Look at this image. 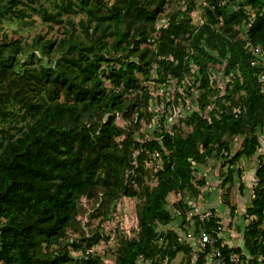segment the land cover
Returning <instances> with one entry per match:
<instances>
[{"label": "trees", "instance_id": "obj_1", "mask_svg": "<svg viewBox=\"0 0 264 264\" xmlns=\"http://www.w3.org/2000/svg\"><path fill=\"white\" fill-rule=\"evenodd\" d=\"M32 1L0 0V20L8 13L24 14V7ZM247 1L255 8L253 18L245 7L229 10L222 0H206V22L199 29L174 15L159 36L153 37L149 26L158 21L168 0H114L110 10L104 0H60L55 11H41L46 21L78 10L88 18L80 21L78 30L68 17L60 39L35 37V47L47 57L39 69L19 68L17 56L3 58L6 45L0 47V117L9 119L13 115L10 107L17 100L31 117L18 128L17 135L9 131L0 135V264L70 261L66 248L51 247L66 236L82 196L98 185L111 197L140 194L144 199L138 209L137 235L119 239L114 264H138L141 259L149 264H170L179 252L188 255L187 264L192 263L193 247L181 242L178 232L160 234L157 230L158 224L167 225L172 220L166 208L169 194L195 191L194 163L205 162L219 148H229L227 135H247L234 161L254 155L261 145L257 131L264 126V91L259 83L261 69L252 64L255 57L249 48H264V0ZM19 4L24 7L16 8ZM247 20L248 45L234 32L237 24ZM108 35L113 37L109 44ZM153 40L154 50L141 49L143 41ZM12 49L16 54L24 51L20 43H13ZM113 50L131 51L129 62L116 67L108 56ZM211 51L227 59V71L240 69L242 84L237 79L236 86L244 91L241 104L234 101L228 111L220 113L214 109L209 118L194 113L192 130L186 135L158 133L162 143L144 135L137 139L136 127L145 115L142 108L153 114L152 94L141 84L148 78L142 79L137 72L147 77L157 64L158 80L165 82L182 78L194 61L200 66L205 88ZM47 85L60 87L65 99L58 100L51 92L48 98L34 99L35 92ZM214 92L206 90L203 105ZM129 94L133 96L128 98ZM234 107H239V114L232 111ZM93 112L101 119L93 118ZM119 120L129 121L131 129ZM121 136L124 138L118 142ZM138 147L141 152L135 158L133 150ZM147 148L160 152L163 166L154 187L146 185L138 190L134 182L142 186ZM256 178L253 203L248 208L254 218L244 234V244L222 248L226 258L237 253L246 264H264V156ZM219 221L212 216L197 220V225L216 238ZM211 249L208 245L200 251L193 264H208ZM83 262L100 264L97 258Z\"/></svg>", "mask_w": 264, "mask_h": 264}, {"label": "rangeland", "instance_id": "obj_2", "mask_svg": "<svg viewBox=\"0 0 264 264\" xmlns=\"http://www.w3.org/2000/svg\"><path fill=\"white\" fill-rule=\"evenodd\" d=\"M104 1L110 10L114 0ZM59 2L60 0H33L27 7L22 4L16 7H24L26 11L24 14L18 12L6 14L0 20V47L6 45L2 57L9 58L16 55L19 68L25 66V68L39 69L47 57L40 48L34 45L37 35L40 34L45 39L62 38L65 35L68 17L75 22L76 28L80 30V21L88 18L84 11L78 10L71 15H63L55 21H46L42 17V10L53 12L56 8L55 5ZM222 4L229 10L245 7L250 18L255 15V8L251 7L247 0H222ZM206 6V0H168L158 21L149 26L150 36H159L160 30L168 26L174 15L180 16L186 22L190 21L194 28L199 29L206 22ZM221 26L220 23L217 28ZM249 28L248 20L234 27L237 37L245 39L247 45L250 42ZM112 39L113 37L108 35V44ZM13 43H20L24 51L16 54L12 49ZM140 46L141 49L154 50L156 43L154 40L143 41ZM131 51L113 50L112 54H108V56L113 58V64L118 67L122 62H129L128 57H130ZM210 55L206 72L209 79L208 87L205 88L202 87L203 74L200 71V66L194 61L190 62V70L185 72L182 78H170L165 82L158 80L157 64L153 65L151 73L147 77H143L136 71L142 79L148 78L141 84L152 94L150 110L153 113L150 116L148 110L146 111L145 107L142 108L145 115L136 127L135 136L137 139L144 135L147 139L158 140L162 143L163 137L159 135L165 132L171 135L176 132L186 135L192 130L190 118L194 113L203 118H209L214 109L220 113L223 110L228 111L229 107L234 105V101L240 103V97L244 94V91H240L236 86L237 79L242 84L243 77L240 69L227 71L226 58L222 57L218 51H211ZM260 61L263 62L262 59ZM257 63L262 65L260 62ZM103 66H106L105 62ZM259 81L264 91V77H260ZM105 84L111 87L109 81H105ZM47 87L51 91H48ZM210 89L216 90V92L209 94L205 105H203V95L206 90ZM48 92L53 93L54 97L57 96L58 100L65 99L64 91L60 87L49 85L44 89L37 90L34 99H41L42 96L48 98ZM229 95L230 97H228ZM132 96L129 94L128 98ZM18 101L12 103L13 106L10 109L13 111V115L9 116V119L0 117V135L5 131L17 135L18 128L24 127L31 119ZM232 111L240 113L239 107H234ZM92 117L96 120L101 119V115L96 112L92 113ZM119 123L131 129L129 121L125 123L119 120ZM257 133L261 145L254 155L242 156L234 161L232 158L243 148L247 135H227L225 139L229 143V148H219L205 162L194 163L193 184L195 191L186 189L182 192L169 194L166 208L171 213L172 220L167 225L158 224L157 230L160 234H165L168 230L178 232L181 242L193 247L191 264L196 260L198 253L204 250L200 235L203 229L198 228L197 220L212 216L219 217V227L216 232L218 242L220 240L219 245L231 248L243 246L244 234L254 218L249 215L248 208L252 206L254 199V187L257 183L256 170L264 156V126H259ZM123 138L124 136L118 137L117 141L120 142ZM140 152L141 147L135 148L133 156L138 158ZM145 153L147 156L144 157L142 186L134 182V186L138 190L146 185L154 187L158 182L157 173L163 166V160L158 150L147 148ZM135 162L137 164V159ZM104 192L103 187L98 185L89 194L82 196L79 212L72 225L68 227L66 236L60 240L59 244L51 247L57 249L61 246L67 249L70 261L64 264H84L83 260L88 258H97L100 264H114L119 239L123 236L130 238L137 235L138 209L144 201L143 197L140 194L137 196L120 194L117 197H111ZM212 236L214 235L212 234ZM217 246L215 245V247ZM209 252L212 253V249ZM244 253L247 254L246 251ZM211 261V258L208 257V264H211ZM187 262L188 255L179 252L170 264H187ZM138 264H149V262L141 259Z\"/></svg>", "mask_w": 264, "mask_h": 264}, {"label": "built area", "instance_id": "obj_3", "mask_svg": "<svg viewBox=\"0 0 264 264\" xmlns=\"http://www.w3.org/2000/svg\"><path fill=\"white\" fill-rule=\"evenodd\" d=\"M251 49L253 50L252 53L255 57L254 61H253V65L260 68V77H264V48L261 46H256V47H251ZM256 59H258V61H256ZM260 59H262L263 62L260 61ZM262 63V65H260L259 63ZM201 240H202V245H203V249H206L208 245L212 246V253L208 252V257L211 258V264H246L244 261H242L243 259L240 258V256L237 253H233L230 258H226L224 256V253L222 251V248L224 247V245L221 246H217L216 242L217 239L212 236V234L208 233L207 231L203 230L201 232Z\"/></svg>", "mask_w": 264, "mask_h": 264}]
</instances>
